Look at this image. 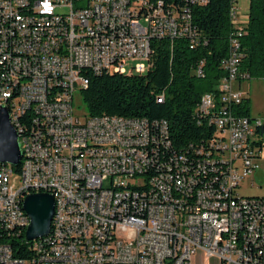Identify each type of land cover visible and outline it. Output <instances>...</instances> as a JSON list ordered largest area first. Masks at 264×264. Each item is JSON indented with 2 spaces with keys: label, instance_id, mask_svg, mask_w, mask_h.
Listing matches in <instances>:
<instances>
[{
  "label": "built area",
  "instance_id": "1",
  "mask_svg": "<svg viewBox=\"0 0 264 264\" xmlns=\"http://www.w3.org/2000/svg\"><path fill=\"white\" fill-rule=\"evenodd\" d=\"M211 1L0 0V106L33 159L20 172L0 164V264H193L198 252L264 264V196L237 192L264 149V119L236 112L246 95L234 85L249 78L240 72L249 13L239 0H230L226 76L197 110L213 129L204 143L176 148L165 120L75 115L87 72L144 75L155 40L207 44L195 17ZM32 193L52 195L55 214L23 262L9 242L25 240Z\"/></svg>",
  "mask_w": 264,
  "mask_h": 264
},
{
  "label": "trees",
  "instance_id": "2",
  "mask_svg": "<svg viewBox=\"0 0 264 264\" xmlns=\"http://www.w3.org/2000/svg\"><path fill=\"white\" fill-rule=\"evenodd\" d=\"M229 8L230 0H212L196 9L195 22L207 41L196 49L185 40H155L152 67L144 75L87 72L89 85L81 94L89 116L165 120L178 149L199 146L211 138L213 129L199 124L197 110L203 95L217 94V86L226 76L222 64L228 56L232 31ZM246 31L240 72L248 80L264 79V0H250ZM201 63L203 76H198ZM236 108L239 115L251 117L249 98ZM259 145L264 147V130ZM20 170L22 162L16 171ZM9 243L18 260L30 262L34 258L32 243L23 237Z\"/></svg>",
  "mask_w": 264,
  "mask_h": 264
},
{
  "label": "water",
  "instance_id": "3",
  "mask_svg": "<svg viewBox=\"0 0 264 264\" xmlns=\"http://www.w3.org/2000/svg\"><path fill=\"white\" fill-rule=\"evenodd\" d=\"M22 159L19 133L12 123L10 111L6 107H0V164L19 167ZM23 207L31 220L25 240L33 242L47 237L54 220V197L48 193H32L25 197Z\"/></svg>",
  "mask_w": 264,
  "mask_h": 264
},
{
  "label": "rangeland",
  "instance_id": "4",
  "mask_svg": "<svg viewBox=\"0 0 264 264\" xmlns=\"http://www.w3.org/2000/svg\"><path fill=\"white\" fill-rule=\"evenodd\" d=\"M239 5L244 13H249L250 0H239ZM133 63L135 62H129V72L132 71L131 65ZM234 88L250 99L251 117L264 119V79L236 82ZM74 110L76 117L82 121L89 117L87 106L80 91H77L74 96ZM237 192L240 196L247 198L264 196V149L260 169L253 176L244 179ZM193 264H219V262L215 258H208L202 252H198L193 259Z\"/></svg>",
  "mask_w": 264,
  "mask_h": 264
},
{
  "label": "bare ground",
  "instance_id": "5",
  "mask_svg": "<svg viewBox=\"0 0 264 264\" xmlns=\"http://www.w3.org/2000/svg\"><path fill=\"white\" fill-rule=\"evenodd\" d=\"M175 1V0H174ZM2 107V106H0ZM10 111V110H9ZM10 115H11V119H12V122H13V115H12V112H10ZM26 161V163H24ZM22 170H26V168L28 166H33V159L32 158H28V157H23L22 159ZM29 195V194H28ZM27 196V195H26ZM24 220H26V229L29 227L30 223H31V220L29 218V216L26 214V212H24ZM53 225V223H52Z\"/></svg>",
  "mask_w": 264,
  "mask_h": 264
}]
</instances>
